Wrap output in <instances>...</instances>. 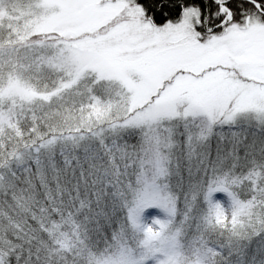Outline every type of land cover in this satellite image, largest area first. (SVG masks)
I'll use <instances>...</instances> for the list:
<instances>
[{
    "label": "clouds",
    "instance_id": "9594fccd",
    "mask_svg": "<svg viewBox=\"0 0 264 264\" xmlns=\"http://www.w3.org/2000/svg\"><path fill=\"white\" fill-rule=\"evenodd\" d=\"M81 67L71 55L49 62L47 71L55 76L52 89L36 83L34 95L13 96L5 89L0 98V132L10 129L4 134L12 140L11 151L0 160V264H102L101 257L121 252L135 264H147L144 246L152 238L147 229L158 234L171 230L173 210L198 187L228 172L235 176L241 149L264 153V120L255 113L242 114L234 123L218 121L211 131L195 130L186 144L163 133L158 143L157 128L167 127L168 121L129 124L117 95L119 82L102 79L93 88L100 73ZM7 75L22 77L15 68ZM85 84L93 90L83 93L82 122L34 116L31 125L21 127L13 120L17 107L51 111L62 93L81 94ZM101 85H109L111 94L101 92ZM130 128L139 129L135 144L123 138ZM251 129L259 144L250 138ZM257 165L264 172L260 160L232 189L238 202L242 193L246 199L233 215L230 238L264 233V213L255 212L257 204L264 208V176L257 183ZM245 181H250L246 191L241 188ZM149 191L159 192L160 199L146 202ZM146 209L160 215L150 216ZM247 249L243 243L211 249L212 264H264V246Z\"/></svg>",
    "mask_w": 264,
    "mask_h": 264
},
{
    "label": "snow or ice",
    "instance_id": "6c2138e0",
    "mask_svg": "<svg viewBox=\"0 0 264 264\" xmlns=\"http://www.w3.org/2000/svg\"><path fill=\"white\" fill-rule=\"evenodd\" d=\"M36 12L60 22V60L86 55L68 43L70 29L77 45L112 50L125 62L124 74H116L117 95L129 124H195L203 117L211 131L242 114L264 120V0H59L38 4ZM90 67L100 73L95 87L105 73ZM145 88L137 107V92ZM99 90L111 94L103 85ZM157 133L171 136L172 129ZM222 216L217 206L221 224Z\"/></svg>",
    "mask_w": 264,
    "mask_h": 264
},
{
    "label": "trees",
    "instance_id": "16d2710c",
    "mask_svg": "<svg viewBox=\"0 0 264 264\" xmlns=\"http://www.w3.org/2000/svg\"><path fill=\"white\" fill-rule=\"evenodd\" d=\"M6 12L11 15V8H8ZM43 41L41 35H33L24 41L19 40L10 45L6 43L0 45V49L6 48V54H8L0 53V98H3L4 89L11 87L15 82H21L24 87L28 86L30 88H32V85L39 83L41 87L52 89L55 76L48 72L47 68L49 62H58L56 54L60 45L55 44V42L39 44ZM13 68L22 73V77L18 75L13 79L8 76L7 73ZM108 86L105 85V87ZM90 89V86L85 84L82 86L81 94L62 93L60 103L54 106L51 111L48 108L28 111L17 107L13 120L19 122L21 127L31 125L34 116L52 122L75 118L80 123L82 122L81 101L85 98L83 93L90 91ZM13 96L17 95L14 94ZM59 113H63V116L61 117ZM123 123L124 121L121 119L118 126L123 125ZM167 127L172 129L174 137L186 144L195 130L207 127V122L199 121L195 124H187L184 121H174L168 124ZM8 131L11 130L5 128L3 132H0V160L3 159L5 153L11 151V137H6L4 134ZM80 131H84V129L81 128ZM163 134L167 135L166 133ZM123 138L130 143H137L139 129L130 128L125 130ZM162 138L158 135V139ZM250 138L256 144H259L260 140L255 133V129H251ZM260 160H264V153L259 150L246 152L241 149L239 167L235 169V176L228 172L225 175H218L208 180L207 183L202 184L195 190L178 211L173 210L172 224L174 227L170 226L171 230L160 233L163 236L162 239H165V243L158 245V251L149 255L150 258L147 264H212L214 258L211 255V249L223 247L227 250L234 248L236 244L243 243L248 245L247 250L249 252H253L264 246V233L256 232L251 236L238 239L235 236L230 238L228 232V229L235 223L233 215L238 210L239 203L246 199V196L242 193L238 202L231 194L232 189L235 183L239 181L240 176L247 173L248 168L253 164H257ZM253 171L258 173L256 180L259 183L260 176H264V172L261 171L258 165L253 168ZM249 183L250 181H245L241 188L246 191V185ZM236 191L240 192V189H236ZM152 197L155 201H158L160 193L149 191L145 194L146 201H152ZM217 206L219 210H222L223 216L221 219H223V224L218 222ZM151 211H155L153 215H160L155 209ZM255 212L264 213V208L257 204ZM146 232L153 236L152 229H147ZM98 246L100 248L105 246L103 239L99 240ZM101 261L102 264H135L134 259L123 252L116 256L101 257Z\"/></svg>",
    "mask_w": 264,
    "mask_h": 264
},
{
    "label": "rangeland",
    "instance_id": "374dc122",
    "mask_svg": "<svg viewBox=\"0 0 264 264\" xmlns=\"http://www.w3.org/2000/svg\"><path fill=\"white\" fill-rule=\"evenodd\" d=\"M58 2L59 0H0V45L4 43L10 45L19 40H27L33 35H41L44 41L39 42V44L55 42V44L60 45L59 47L63 46L60 41L56 40V36L59 34L57 24L60 22L51 17H45L43 14L38 15L36 12L38 4H55ZM8 8H11V15L6 12ZM2 17L4 18L1 19ZM65 35L68 37V43L76 46L81 52H86V55L78 57L83 71L92 69L90 65L95 64L99 69L104 71V79L109 81L120 79L116 75L117 73L124 74L126 64L118 59L112 50L97 51L88 43L77 45L76 41L79 38L70 29L66 30ZM0 53L8 55L6 54V48H1ZM56 57L59 61L58 52ZM6 89L9 94H16L17 96L29 95L33 91L28 86L24 87L21 82H15L11 87H7ZM146 93V88L140 89L137 92V107L143 102ZM180 94H183V90L180 91ZM249 100L259 106L260 100L256 96L249 97ZM256 119L258 120L259 118L256 116ZM245 126L247 125L245 124ZM148 202H155V200L153 198L152 201ZM153 214H155V211L149 212L150 216ZM152 235V238L148 239L144 246L148 255L158 251L157 246L165 243V239H162L163 236L160 233L158 234L153 231Z\"/></svg>",
    "mask_w": 264,
    "mask_h": 264
}]
</instances>
